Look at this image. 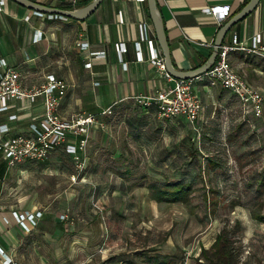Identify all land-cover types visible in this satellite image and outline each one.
Returning a JSON list of instances; mask_svg holds the SVG:
<instances>
[{
	"label": "rangeland",
	"instance_id": "1",
	"mask_svg": "<svg viewBox=\"0 0 264 264\" xmlns=\"http://www.w3.org/2000/svg\"><path fill=\"white\" fill-rule=\"evenodd\" d=\"M215 94L221 98L212 106L216 108L211 119L214 128H207V135L200 132L194 137L191 127L195 129L196 124L169 121L177 135L169 149L137 150L133 137L126 134L125 123V118L138 110L136 106L99 114L98 128L91 132L84 152L85 167L75 182L70 179L76 169L69 157L55 156L44 164L22 161L8 165L11 176L3 182L2 202L44 207L51 216L47 225L63 224L57 228L65 230L56 245L38 242L43 262L30 252L29 264H154L152 257L157 254H167L172 264H203L201 248L210 246L224 224L229 228L237 220L241 232L233 238L238 240V264H264V224L250 216L252 210L264 213V186L258 183L264 170V101L262 117H246L244 128L252 134L248 143L238 146L239 141L234 140L229 145L228 132L242 122L239 104L220 87ZM203 105L201 115L210 103ZM109 124L116 132L114 138L108 136L110 143L104 134ZM210 136L217 138L210 150L220 152L225 161L224 171L214 179L218 194L208 189L204 183L207 177L189 155V148L198 146L195 142H208ZM165 137L167 140L168 135ZM123 146L127 149L121 158ZM248 147L253 154L240 156ZM126 158L127 165L122 166ZM98 162L103 165L97 167ZM105 169L113 175H106ZM183 173L193 182L188 204L157 203L148 198L150 180L163 182ZM111 186L119 187L113 188L115 194H104ZM120 186L128 194H117Z\"/></svg>",
	"mask_w": 264,
	"mask_h": 264
},
{
	"label": "crops",
	"instance_id": "2",
	"mask_svg": "<svg viewBox=\"0 0 264 264\" xmlns=\"http://www.w3.org/2000/svg\"><path fill=\"white\" fill-rule=\"evenodd\" d=\"M31 1L48 7L72 10L87 4L90 0H77L75 5H71L68 0ZM245 1L157 0V8L163 21L174 67L179 70H189L201 65L212 50L213 40L219 27L237 13L245 5ZM214 5L230 6L229 15L221 23L204 11L206 7ZM32 12V9L12 0H6L3 11L0 12V57H4L10 65L19 70L21 85L24 88L39 85L46 74H53L67 84L65 95L58 108L61 117L68 118L78 112L95 114L97 117L101 110L109 106L114 110L119 107L136 106L138 110L127 116L125 123L128 130L126 134L133 137L137 150L156 151L161 148L169 149L173 145L177 135L173 134L168 122L175 120L182 125L188 122L180 118L159 117L154 108L139 107L132 98L138 94H153L167 85L151 63L145 41H141L143 60L139 61L135 58L133 44L140 37L139 24L146 26L148 37L154 41L161 55L146 0H102L97 8L82 20L69 17L49 19L47 16L40 17ZM118 13L122 15V23L118 20ZM39 33L41 39L34 42V34L39 36ZM234 33L247 45L250 44L251 37L259 33L264 45V0H260L248 16L231 27L222 43H230L231 35ZM83 42L87 45L81 47L79 44ZM121 42L126 44L125 51H118L116 48ZM95 53H103V57H96ZM88 61L91 66L87 68L84 64ZM228 62L249 85L260 87L264 83V56L237 48L228 53ZM193 86L199 94L202 105L205 102L210 103L206 114L201 115L202 109L198 120L194 123L196 128L194 129L193 125L191 127L195 137L199 136L200 132L207 135V132H210L207 128H214L211 119L216 113V108L213 109L212 106H215L221 97L215 94L219 86H208L206 81L202 80V76L194 79ZM227 93L238 102L240 119L245 121H247L246 117L253 119L254 116L244 114L237 98L230 92ZM42 112L43 102L40 97L30 106L23 105L21 101L11 100L8 109L0 111V125L6 124L8 127V131L3 136L27 131L29 121L38 118ZM11 114H15L16 119H10ZM96 128L98 125L93 127L91 132ZM114 129L110 124L106 127L104 134L109 143L111 140L108 136L111 138L116 136ZM166 135H168L167 140ZM207 139L208 142L205 140L201 141L202 143L195 142L198 146L193 147L209 152L217 138L210 136ZM218 143L222 144L223 141ZM126 149L125 146L122 147V155L119 157L123 158ZM55 156L57 159L72 158L63 147H60L53 150L45 160L41 161V164L50 162ZM203 156V163H206L208 155L204 152ZM127 162L126 158L121 162L122 166L127 165ZM95 165L101 167L103 164L98 162ZM10 171L7 161L0 154V215H8L16 210L40 211L41 216L37 224L28 232L12 219L8 224L0 221V248L17 264H29L30 252L42 263L43 255L37 249L38 242L56 245L65 233V230L59 231L57 228L63 224L47 225L51 216L50 211L45 210L44 207L24 208L21 204L3 203V182L11 176ZM111 172L105 169L106 175L109 174L110 177L113 175ZM119 177L123 179V176L119 175ZM113 188L119 187H107L108 190L104 194L107 193L109 196L115 194ZM116 192L128 194L121 186ZM72 208L70 212H73ZM57 213L62 214L61 211ZM1 259L0 255V264H2Z\"/></svg>",
	"mask_w": 264,
	"mask_h": 264
},
{
	"label": "built area",
	"instance_id": "3",
	"mask_svg": "<svg viewBox=\"0 0 264 264\" xmlns=\"http://www.w3.org/2000/svg\"><path fill=\"white\" fill-rule=\"evenodd\" d=\"M6 0H0V12ZM71 5L77 4V0H68ZM211 14L218 23H221L230 11L229 5H214L204 9ZM37 16H47L49 19L63 18L56 14H47L33 10ZM28 18V16H27ZM118 20L123 22L121 13H118ZM139 40L134 42L136 60H143L141 41L147 43L149 59L157 68L167 85L153 94H138L133 96L136 105L144 109L154 108L159 117L180 118L190 124H194L203 109L198 93L194 90L193 82L196 78L177 79L172 77L165 68L163 57L159 55L154 41L148 37L147 28L139 24ZM34 34L33 41L41 39ZM81 47L87 43H80ZM118 51H125L126 44L118 43ZM240 49L264 56V45L259 33L253 35L250 44L241 42L237 34L231 35L230 43H222L218 49L216 59L212 66L202 74L210 87L220 86L229 91L240 102L244 114L260 117L263 112L264 83L260 87L249 85L238 75L228 62V53L234 49ZM96 57H103V53H95ZM125 65V64H124ZM90 67V61L84 64ZM199 76V77H201ZM197 77V78H199ZM67 84L61 78L53 74H46L39 85L24 88L21 85L20 72L8 63L4 57H0V111L9 107L11 100L21 101L23 105H31L40 97L43 102V112L38 118L29 121L27 131L12 134L4 137L8 131L6 124L0 125V154L7 161L8 165H14L22 161H43L57 148L63 147L64 151L72 157L76 174L71 176L76 181L79 173L85 167L84 152L93 127L99 125L95 114L78 112L68 118H63L58 113L61 100L65 95ZM112 113V106L100 111L99 114L108 115ZM10 119H16L15 114L9 115ZM41 216L40 211H11L8 215H0V221L8 224L14 220L24 231H29L37 224ZM63 218V215H61ZM2 264H17L5 255L0 248Z\"/></svg>",
	"mask_w": 264,
	"mask_h": 264
},
{
	"label": "trees",
	"instance_id": "4",
	"mask_svg": "<svg viewBox=\"0 0 264 264\" xmlns=\"http://www.w3.org/2000/svg\"><path fill=\"white\" fill-rule=\"evenodd\" d=\"M248 0L245 1V3ZM220 87V86H219ZM223 91L229 92L222 88ZM246 122L236 124L231 127L226 137V142L231 145L232 141L238 140V146H244L248 143V138L251 137L249 134V129H245ZM234 131V132H233ZM252 149L246 148L240 156L253 154ZM203 151L194 148L193 146L189 149L190 160L198 163V171L203 173V176L207 177L205 184L213 194L219 193L218 186L214 183L216 174L222 173L225 167V161L220 155V152L210 150L207 156V162L204 165V170L202 172L201 156H203ZM259 185L264 186V170L261 171V176L258 180ZM211 186V187H210ZM148 190V198L157 203H182L188 204L191 199V194L193 193V182L186 179V175L183 173L174 179H164L163 182L158 180H150L146 186ZM250 216L252 219L264 224V213L257 211H251ZM228 226L224 224L219 231V233L214 238L212 244L205 248L202 247L200 250L201 257L205 260L203 264H238V251L239 249L235 247L237 239L233 238V234L241 232L240 222L237 220L235 223L227 228ZM154 264H172L170 258L167 254H157L152 257ZM133 264V263H132Z\"/></svg>",
	"mask_w": 264,
	"mask_h": 264
},
{
	"label": "water",
	"instance_id": "5",
	"mask_svg": "<svg viewBox=\"0 0 264 264\" xmlns=\"http://www.w3.org/2000/svg\"><path fill=\"white\" fill-rule=\"evenodd\" d=\"M17 4L47 14H56L62 17H69L76 20H82L88 17L101 3L102 0H90L87 4L72 10H65L56 7H48L38 4L31 0H12ZM260 0H248L245 5L230 19L224 22L218 29L212 44V50L206 60L199 66L189 70H179L173 65L168 41L165 35L163 21L160 12L157 8V0H146L149 16L154 28L157 44L160 48L161 55L166 71L174 78L177 79H190L197 78L204 74L214 63L218 49L221 46L224 36L236 23L248 16L258 5Z\"/></svg>",
	"mask_w": 264,
	"mask_h": 264
}]
</instances>
